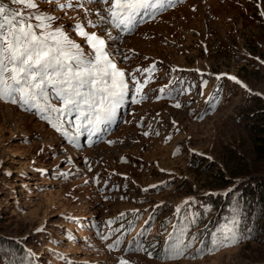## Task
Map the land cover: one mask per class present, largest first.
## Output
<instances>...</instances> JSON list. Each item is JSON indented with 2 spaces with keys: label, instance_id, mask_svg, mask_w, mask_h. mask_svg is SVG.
<instances>
[{
  "label": "rangeland",
  "instance_id": "1",
  "mask_svg": "<svg viewBox=\"0 0 264 264\" xmlns=\"http://www.w3.org/2000/svg\"><path fill=\"white\" fill-rule=\"evenodd\" d=\"M37 2L90 51L73 28L104 6L86 17ZM88 30L129 87L153 69L144 99L110 145L91 147L0 102V264H264L252 139L264 127V0H187L129 35Z\"/></svg>",
  "mask_w": 264,
  "mask_h": 264
},
{
  "label": "snow or ice",
  "instance_id": "2",
  "mask_svg": "<svg viewBox=\"0 0 264 264\" xmlns=\"http://www.w3.org/2000/svg\"><path fill=\"white\" fill-rule=\"evenodd\" d=\"M14 2L33 11L29 14L11 12L0 5V101L23 105L26 110L35 109L57 132L73 142L84 133L90 138L96 136L103 125L115 118L128 84L125 72L113 61L114 53L108 51L105 36L88 29L108 25L121 33H131L139 23L138 18L145 14L154 16L171 4V0H43L59 11L82 8L86 17V5L106 6L96 12L97 20L88 19L87 23H76L73 28L90 51H85L84 46L63 29L53 28L56 18L41 11L37 0ZM104 32L108 39H115L108 28H104ZM152 70H144L148 79L143 85L133 80L140 97L134 102L144 99L143 87L151 79ZM49 88L54 89L59 107L49 102ZM51 114H55L56 123ZM235 243L238 240L234 234L225 235L216 247ZM116 247L109 245L110 250ZM119 264L128 262L120 259Z\"/></svg>",
  "mask_w": 264,
  "mask_h": 264
},
{
  "label": "trees",
  "instance_id": "3",
  "mask_svg": "<svg viewBox=\"0 0 264 264\" xmlns=\"http://www.w3.org/2000/svg\"><path fill=\"white\" fill-rule=\"evenodd\" d=\"M252 139L254 141L253 142V152H254L253 155H255V159L253 161V167L254 168L257 167L258 169L261 170V172H264V127L258 128L254 132ZM249 173H256V172L253 171ZM255 184H256V190L258 191V193L262 192L261 197H259V199L264 200V179L259 180ZM187 226H188V221H186L185 224H182L181 232L183 228L185 229V227ZM179 240L183 241V239L180 238V235H179Z\"/></svg>",
  "mask_w": 264,
  "mask_h": 264
}]
</instances>
